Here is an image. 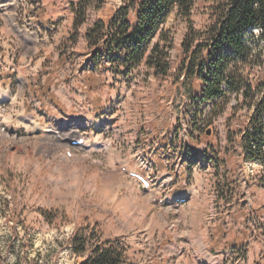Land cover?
<instances>
[{
	"label": "rangeland",
	"instance_id": "obj_1",
	"mask_svg": "<svg viewBox=\"0 0 264 264\" xmlns=\"http://www.w3.org/2000/svg\"><path fill=\"white\" fill-rule=\"evenodd\" d=\"M126 1L0 0V259L53 250L57 264H77L68 244L82 231L123 240L127 264L264 262V164L239 146L251 111L232 96L195 116L178 78L207 4L189 18L173 9L160 26L165 77L144 64L92 74L85 32ZM72 6L84 12L77 28ZM259 61L239 70L252 85L264 79Z\"/></svg>",
	"mask_w": 264,
	"mask_h": 264
},
{
	"label": "trees",
	"instance_id": "obj_2",
	"mask_svg": "<svg viewBox=\"0 0 264 264\" xmlns=\"http://www.w3.org/2000/svg\"><path fill=\"white\" fill-rule=\"evenodd\" d=\"M201 2L207 4L209 24L201 32L189 31L184 39L178 78L189 90L195 116L207 109L216 113L232 96L242 99L251 111L243 129L245 140L239 143L243 159L264 164V100H256L264 95V79L252 85L239 72L254 57L264 58V0H127L106 22L97 18L85 32L91 73L98 69L100 74L127 76L144 64L154 77H165L171 69L166 46L161 41L152 44V40L173 9L189 18ZM72 9L77 28L84 12ZM79 232L68 244L72 254L81 258L77 264H127L128 246L123 240L97 241ZM52 252L28 258L22 250L13 251L11 263L3 257L0 264H57Z\"/></svg>",
	"mask_w": 264,
	"mask_h": 264
},
{
	"label": "crops",
	"instance_id": "obj_3",
	"mask_svg": "<svg viewBox=\"0 0 264 264\" xmlns=\"http://www.w3.org/2000/svg\"><path fill=\"white\" fill-rule=\"evenodd\" d=\"M256 210H258V208H257ZM249 262H250V261H247V264H249ZM260 264H264V262H263V261H261V263H260Z\"/></svg>",
	"mask_w": 264,
	"mask_h": 264
},
{
	"label": "bare ground",
	"instance_id": "obj_4",
	"mask_svg": "<svg viewBox=\"0 0 264 264\" xmlns=\"http://www.w3.org/2000/svg\"><path fill=\"white\" fill-rule=\"evenodd\" d=\"M24 142V141H23Z\"/></svg>",
	"mask_w": 264,
	"mask_h": 264
}]
</instances>
